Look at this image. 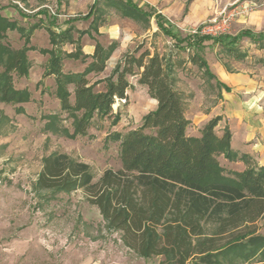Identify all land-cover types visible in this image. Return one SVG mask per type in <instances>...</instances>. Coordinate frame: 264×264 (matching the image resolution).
Masks as SVG:
<instances>
[{
	"label": "trees",
	"instance_id": "obj_1",
	"mask_svg": "<svg viewBox=\"0 0 264 264\" xmlns=\"http://www.w3.org/2000/svg\"><path fill=\"white\" fill-rule=\"evenodd\" d=\"M104 2L125 18L148 24L153 17L158 31L174 41L173 47L193 50L186 61L211 80L215 77L201 56L205 42L218 47V57L223 54L234 61L247 56L238 46L243 38L264 48V37L247 30L234 37L180 38L167 28L163 16L144 12L131 0ZM96 3L82 19L92 17ZM15 30L20 28L0 15V103L4 104L29 101L27 93L14 89L13 75L27 76L26 53L31 48L12 49L3 43L6 34ZM67 31L56 37L49 32L50 44H73ZM116 46L111 43L104 48L96 43L91 62L79 73H63L62 58H51L49 74L56 82L55 95L61 112L71 119L74 134L86 136L93 116H108L115 99L126 104L127 91L132 88L130 77H137V84L146 88L156 108L143 115L137 129L109 135L118 145L120 169L104 170L93 183L89 165L64 152H53L41 160L34 192L69 194L81 190L86 202L97 208L105 228L119 233L122 245L143 259L160 256V264H264V234L257 233L255 227L264 217V166L230 148L227 127L220 137L216 135L219 117L205 124L199 137L186 135L190 122L184 115L185 99L175 85L177 72L187 63L171 53H126L103 80L104 90L96 92L98 82L90 84L87 76L103 72ZM64 57L82 63L88 58L78 47ZM68 86L73 88L71 100ZM216 86L229 91L219 82ZM114 119L115 125L118 117ZM220 156L228 162H242L245 169L225 170L218 161Z\"/></svg>",
	"mask_w": 264,
	"mask_h": 264
},
{
	"label": "rangeland",
	"instance_id": "obj_2",
	"mask_svg": "<svg viewBox=\"0 0 264 264\" xmlns=\"http://www.w3.org/2000/svg\"><path fill=\"white\" fill-rule=\"evenodd\" d=\"M96 1L91 17L94 24L88 26V22L84 25L88 27L85 32H76L71 23L81 21L95 0H0V15L20 28L8 32L3 43L12 49L25 45L31 48L26 53L27 76L13 75L14 89L27 93L29 101L0 103V264H160L163 260L160 256L143 259L126 249L119 233L105 228L97 208L86 202L81 190L69 194L33 190L42 158L53 152H64L89 165L93 183L104 170L120 169L118 145L108 139L109 135L137 129L143 115L151 109L150 97L142 89L132 87L126 104L114 102L108 116H93L86 136L75 135L71 119L60 110L56 82L49 74L51 58L57 55L62 61L67 60L63 48L67 49L69 44H50L49 32L56 37L68 30L71 39L76 38L74 43L79 44L85 33L93 39L91 34L98 36L99 26L118 23L137 35L154 29V34L146 32L148 37L134 39L128 50L133 56L146 50L160 56L171 53L188 64V55L193 52L173 47L174 41L158 31L153 17L146 24L144 20L122 17L114 7H107L104 0ZM131 1L144 12L163 16L167 28L180 38L234 37L244 30L264 37V0ZM36 25L40 28L34 29ZM193 31L197 33L193 35ZM204 45L201 56L205 60L212 64L222 58V63L233 71L242 70L250 75L264 91V48L259 49L243 38L238 46L247 56L242 61H234L223 54L218 57V47L211 42ZM64 65L63 73L74 69L71 62ZM178 76L202 87L211 97L218 91L215 81L203 76L195 66H185L177 72ZM97 82L98 85L103 81ZM190 83L177 78L175 85L185 104L192 99L188 93ZM72 89V86L67 88L70 100ZM115 116L118 119L114 125ZM218 161L225 170H230L222 156ZM255 227L257 233L264 234V217Z\"/></svg>",
	"mask_w": 264,
	"mask_h": 264
},
{
	"label": "crops",
	"instance_id": "obj_3",
	"mask_svg": "<svg viewBox=\"0 0 264 264\" xmlns=\"http://www.w3.org/2000/svg\"><path fill=\"white\" fill-rule=\"evenodd\" d=\"M90 8L88 9V12ZM85 15H82V17ZM92 21L93 18L88 20L81 18V21L72 22L71 25H73L76 32H85L88 27H84V25L89 22L88 26H90ZM153 31L154 29H152V32ZM146 32L152 33L149 29H147ZM146 32L142 31L137 35L133 31L126 30L125 27L118 23L99 26L97 28L98 36H93L91 34L93 38L91 39L89 38L88 33H85V35L80 37L79 44H69L67 49L63 48L66 53H70L78 47L81 53L88 57L86 63L76 66V64L81 63V61L67 59L62 61V68H65L64 64L66 62H71L74 69L68 72H82L86 65L91 62L90 56L94 52V46L96 43H99L104 48L111 43H115L117 46L106 61V66L103 72L99 74L91 73L87 76V80L90 84L97 81H103L109 77L115 65L126 53H128V50L131 49L132 45L135 43L134 39L148 37ZM154 33L155 32H153V34ZM73 40L76 41V38L74 37ZM216 60L217 61L212 64L207 60L205 61L207 62L211 74L215 77V84L216 82H219L229 89L228 92L223 88H218L216 95L211 97L203 92L202 87L200 88L191 84L186 78L181 76L177 77L180 80H185L187 83H190L188 93L192 95V99L189 103L185 104L184 115L190 122L186 129V135L189 137H199V132L202 127L211 119L219 117L220 121H218L217 126L215 127L216 135L220 137L223 133V129L227 127L231 134L230 148L238 155H249L257 165L264 166V104L262 103L264 91L261 90L258 82L250 77V75L246 74V72H243L242 70L233 71L230 66L227 65L230 69L228 72L224 63L219 59ZM188 66L192 65L188 63L186 64V67ZM128 80L132 87L142 89L148 96L146 88L137 84L136 76L130 77ZM104 84V82H101L95 86L94 90L98 89L100 85H103L101 90L96 91L102 92L104 90ZM130 91L131 89L127 91V95L130 94ZM150 101V111H153L156 108L157 103L151 98ZM208 101L212 102L208 103ZM226 162L230 165L231 171L240 172L245 169L242 162Z\"/></svg>",
	"mask_w": 264,
	"mask_h": 264
},
{
	"label": "built area",
	"instance_id": "obj_4",
	"mask_svg": "<svg viewBox=\"0 0 264 264\" xmlns=\"http://www.w3.org/2000/svg\"><path fill=\"white\" fill-rule=\"evenodd\" d=\"M196 33H197V31H193V32H192L193 35L196 34ZM200 33H203V32L201 31ZM208 35H209V34H208ZM115 102H116V103L125 104V100H123V99H115Z\"/></svg>",
	"mask_w": 264,
	"mask_h": 264
}]
</instances>
